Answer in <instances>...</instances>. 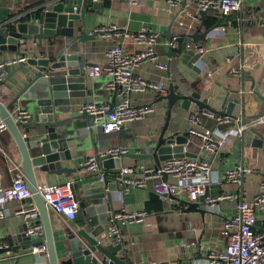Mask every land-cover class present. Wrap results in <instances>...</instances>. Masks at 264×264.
<instances>
[{
	"label": "crops",
	"instance_id": "crops-1",
	"mask_svg": "<svg viewBox=\"0 0 264 264\" xmlns=\"http://www.w3.org/2000/svg\"><path fill=\"white\" fill-rule=\"evenodd\" d=\"M46 1L0 0V27L6 28L9 22L37 11ZM189 1L197 3V0ZM93 2L98 5L93 6ZM81 7L85 9V24L82 26L78 19L75 20V26L81 25L87 32L98 25L113 24L132 33L144 28L157 33L152 43L155 59L140 62L133 72L140 78L161 82L166 94L159 96L153 90L131 91L129 100L132 105L148 104L152 109L141 118L126 122L121 130L103 132L101 121H93L94 133L105 139L107 148L124 146L130 153L134 150L135 142L156 134L165 123H168L169 133L183 126L188 130L189 113L180 107L168 110L167 99L164 97L170 89L177 92H196L199 99H205L206 104L215 110H222L232 102L233 116L229 115L228 121L219 122L215 114L209 115L203 109L196 124L198 130L234 133L238 126H245L240 135H233L232 143L227 149L206 151L201 147V138L193 134H189L188 143L184 145L185 151L195 154L184 157L205 158L210 163L211 171L206 184L208 194L230 192L234 195L231 199L218 201L213 211L207 208L202 199L190 208L183 194L162 197L150 186H129L127 190H123L122 186L117 184V189L112 192L109 216L120 207L147 212V222L150 225L145 222H132L120 226L119 239L123 244L120 255L122 254L130 264H205L209 249L217 250L225 246L226 238L221 232L223 220L236 214L240 200H252L259 190L261 179L264 178V144H253V130L264 141V122L257 120V117L264 113V0H240V9L229 14L214 10H207L204 17L198 13L193 14L191 26L185 33L177 34L179 37L174 46L169 44L172 37L168 32L170 20L178 4L171 6L166 0H142L140 4L130 6L127 0H92L88 4L83 2ZM209 16L214 18V22L207 27L204 22ZM115 43L120 44L126 52L138 51L144 47L132 36H95L92 49L88 52L89 60L93 64L107 63V51ZM199 47L204 51L200 52ZM13 55L14 52L5 50L1 52L0 59ZM158 63H164L166 67L161 68ZM242 64L243 75L230 72L231 68H239ZM19 66L20 64L9 67V73L5 70L4 78H7L0 85V100L4 103L11 100L22 84L20 71L10 74V70H16ZM27 68L28 66H23L22 70ZM86 77L87 86H93L95 91L94 94L79 99V106L88 101H117L118 96L105 87L109 79L108 74L102 72ZM242 116H245V123L240 121ZM85 124L84 118L74 120L71 128L74 139L82 140L81 138L85 137L84 132H76ZM73 141L70 145L71 157L62 160V165L73 168V171L52 175L39 170L34 172L37 187L44 183L71 181L75 198L79 202L84 198L88 184L98 181V176L84 170L81 165L86 158L94 155L92 146L80 141L82 145L79 147V144ZM20 161L19 151L10 132L7 129L1 131L0 200L1 189L11 184L12 168L14 165L20 166ZM120 162L121 167H133L135 175L139 176L144 168H157L150 161L139 165L138 159L128 155L121 156ZM237 164L250 168L251 171L242 175L239 184L224 180V171ZM99 166L107 175H114L121 168H105L100 164ZM29 201L36 205L33 199L3 201L5 216L0 218V244H6L7 249L0 248V264H39L37 256L30 250L32 245L11 249L6 241V236L17 233L18 228L24 225L25 234L27 224L21 216L13 213V209L17 204H26ZM46 207L60 258L63 228H76L84 224L85 219L81 207L76 218L71 221L65 220L47 205ZM254 212L258 220L264 217V209L254 207ZM16 244L12 246H18Z\"/></svg>",
	"mask_w": 264,
	"mask_h": 264
},
{
	"label": "water",
	"instance_id": "water-1",
	"mask_svg": "<svg viewBox=\"0 0 264 264\" xmlns=\"http://www.w3.org/2000/svg\"><path fill=\"white\" fill-rule=\"evenodd\" d=\"M91 1L47 0L37 11L9 22L6 28L0 27V54L5 50L24 54V51L19 50L20 39L39 40L34 48L27 52V60L20 64L18 69L10 70V74L18 71L22 73V84L8 103L0 100V119L6 124L19 151L20 166L31 193L25 200H35L43 234L30 237L24 234V225L18 228L17 233L6 236V241L11 249L44 243L47 264H130L122 254L120 255L123 250L120 239L106 229L112 192L117 189V183L113 175L105 173L102 180L88 184L84 198L79 201L85 223L76 228H63L64 237L61 239L59 258L49 213L37 188L34 171L39 170L47 175L68 174L73 171V168L62 165V160L71 157L72 140L73 143H78L79 147L82 145L80 141L89 143L95 159L105 168H120V158L124 155L138 159L139 165L150 161L156 167L171 158L195 155L184 150L190 134L186 126L169 133L168 123L163 124L156 134L135 142L134 150L130 153H107L111 148H107L101 135L94 133L92 116L81 110L84 103L78 105L79 99L92 95L95 91L93 86H87L85 75V68L93 64L89 60L88 52L92 49L95 35L81 28V25L85 24V9L81 4ZM97 5L93 2V6ZM206 12L198 9L195 1L181 0L170 20L168 35L172 37L174 34L185 33L192 24L193 14L198 13L204 17ZM78 19L81 25L75 26V20ZM23 66L28 68L24 71ZM6 70L9 73V70ZM6 78H3L1 83H4ZM164 98L167 99L168 110L180 107L189 113L188 116L194 111L199 116L203 109L215 116H233L232 102L222 110H215L206 104L205 99H199L196 92H177L170 89ZM16 108L26 112L23 120H14L12 113ZM79 118L86 121L85 126L76 130L77 133L84 132L85 137H82V140L74 139L71 130L74 120ZM240 121L245 123V116H242ZM253 131V144H264L258 133ZM187 204L190 208L196 206V202ZM13 244L18 246H12Z\"/></svg>",
	"mask_w": 264,
	"mask_h": 264
},
{
	"label": "built area",
	"instance_id": "built-area-1",
	"mask_svg": "<svg viewBox=\"0 0 264 264\" xmlns=\"http://www.w3.org/2000/svg\"><path fill=\"white\" fill-rule=\"evenodd\" d=\"M142 0H127L130 6L140 4ZM169 5H176L180 0H166ZM200 10H214L221 14L240 9V0H197ZM90 34L97 37H128L132 36L144 47L141 50L126 52L120 44H113L107 51L108 62L105 64H91L85 68L86 76L98 75L102 72L109 75L105 87L113 91L118 99L114 103L108 102H85L81 110L92 116V120L101 121L103 132L119 130L123 125L134 119L141 118L149 112L151 105L145 104L134 106L130 103L129 93L131 91L153 90L159 96H164L166 90L161 82L146 80L136 76L133 69L144 60H154L156 55L152 49V43L157 33L147 28L135 33L130 32L124 27H117L113 24L98 25L89 30ZM177 34L172 35L169 42L174 46L177 43ZM37 44L36 39L25 41L20 39V50L24 54H15L0 59V85L4 78L5 70L9 67L24 63L27 60V52ZM203 52L204 49L199 47ZM161 68L166 64L158 63ZM230 72L243 75L244 64L239 68H231ZM213 115L212 112H207ZM26 112L15 109L12 113L14 120H23ZM199 116L191 113L187 117L189 123L188 132L201 138V147L206 151H216L227 149L232 143L233 135H240L245 128L244 125L238 126L233 132H215L210 130H198L196 124ZM217 121H228V114L217 115ZM258 121L264 122V113L257 117ZM7 129L6 124L0 119V132ZM126 147H114L107 150V153L119 155L126 153ZM82 168L88 172L95 173L99 180L103 179L104 173L101 171L95 156H90L82 162ZM13 176L9 186L1 189L2 200H0V218L5 216L3 201L23 200L30 196L24 173L20 166L14 165L12 168ZM211 171V166L205 158L179 157L164 161L157 168H144L143 173L135 175V169L131 166H124L113 175L117 184L123 190L129 186L147 187L150 186L159 196L172 197L183 194L187 202H197L200 198L207 208L211 211L216 209L218 201L231 199L234 195L230 192H223L210 195L207 192L206 184ZM251 169L240 164L228 168L223 173V179L231 183H241L242 175L250 172ZM165 174V177H164ZM38 190L42 194L45 204L59 216L67 221L74 220L80 210L79 202L75 198L72 190L71 181L39 185ZM254 207L264 209V178L261 179L259 190L251 201L240 200L237 204V212L233 216L225 218L222 222L221 232L226 238L225 246L221 249H209L206 254L205 264H264V217L257 219ZM13 213L21 216L27 224L25 234L30 237H39L43 234L42 224L39 221V213L36 205L29 201L26 204H17ZM132 222H147V212L138 209L117 208L112 211L107 222L106 229L109 233H115L120 237L121 225ZM257 222V223H256ZM0 248H6V244H0ZM31 252L37 256L39 264H47L46 246L44 243L32 245Z\"/></svg>",
	"mask_w": 264,
	"mask_h": 264
},
{
	"label": "trees",
	"instance_id": "trees-1",
	"mask_svg": "<svg viewBox=\"0 0 264 264\" xmlns=\"http://www.w3.org/2000/svg\"><path fill=\"white\" fill-rule=\"evenodd\" d=\"M214 22V18H212V17H208V18H206V20H205V22H204V25L205 26H209V25H211L212 23Z\"/></svg>",
	"mask_w": 264,
	"mask_h": 264
}]
</instances>
